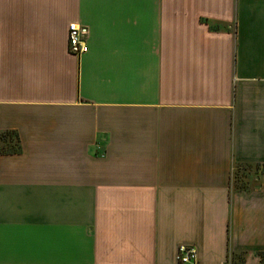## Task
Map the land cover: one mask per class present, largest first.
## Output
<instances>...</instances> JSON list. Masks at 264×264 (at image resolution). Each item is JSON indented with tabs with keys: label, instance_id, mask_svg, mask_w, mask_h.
<instances>
[{
	"label": "crops",
	"instance_id": "crops-1",
	"mask_svg": "<svg viewBox=\"0 0 264 264\" xmlns=\"http://www.w3.org/2000/svg\"><path fill=\"white\" fill-rule=\"evenodd\" d=\"M2 133L0 264H264V0H0Z\"/></svg>",
	"mask_w": 264,
	"mask_h": 264
},
{
	"label": "built area",
	"instance_id": "built-area-1",
	"mask_svg": "<svg viewBox=\"0 0 264 264\" xmlns=\"http://www.w3.org/2000/svg\"><path fill=\"white\" fill-rule=\"evenodd\" d=\"M86 30L77 23L69 26V52L76 56H81L87 51L85 40ZM198 258L197 250L193 246L182 245L179 248V260L181 264H196Z\"/></svg>",
	"mask_w": 264,
	"mask_h": 264
},
{
	"label": "rangeland",
	"instance_id": "rangeland-1",
	"mask_svg": "<svg viewBox=\"0 0 264 264\" xmlns=\"http://www.w3.org/2000/svg\"><path fill=\"white\" fill-rule=\"evenodd\" d=\"M0 152H14L18 150L19 144L17 139L8 133L0 134ZM7 142V143H6ZM234 264H244V256L232 257Z\"/></svg>",
	"mask_w": 264,
	"mask_h": 264
},
{
	"label": "trees",
	"instance_id": "trees-1",
	"mask_svg": "<svg viewBox=\"0 0 264 264\" xmlns=\"http://www.w3.org/2000/svg\"><path fill=\"white\" fill-rule=\"evenodd\" d=\"M16 152V151H15ZM2 153H10V152H2ZM12 153V152H11Z\"/></svg>",
	"mask_w": 264,
	"mask_h": 264
}]
</instances>
